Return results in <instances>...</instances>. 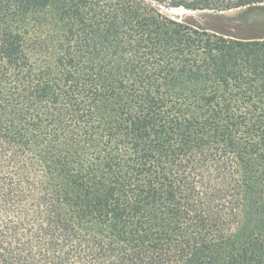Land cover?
I'll return each instance as SVG.
<instances>
[{
	"label": "trees",
	"instance_id": "trees-1",
	"mask_svg": "<svg viewBox=\"0 0 264 264\" xmlns=\"http://www.w3.org/2000/svg\"><path fill=\"white\" fill-rule=\"evenodd\" d=\"M0 264H264V0H0Z\"/></svg>",
	"mask_w": 264,
	"mask_h": 264
},
{
	"label": "rangeland",
	"instance_id": "rangeland-1",
	"mask_svg": "<svg viewBox=\"0 0 264 264\" xmlns=\"http://www.w3.org/2000/svg\"><path fill=\"white\" fill-rule=\"evenodd\" d=\"M171 13L178 15L180 18H187L192 21H196L201 26L207 27H222L225 31L234 33L237 31V26L243 23L242 8L230 9L221 12L226 17L221 23L217 19L210 17L212 12L210 10H186L183 8H175L171 10ZM259 14L250 15V18H260ZM239 28V27H238Z\"/></svg>",
	"mask_w": 264,
	"mask_h": 264
}]
</instances>
